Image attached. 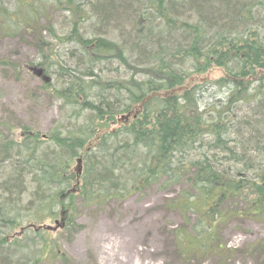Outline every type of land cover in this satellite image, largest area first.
Segmentation results:
<instances>
[{
    "label": "trees",
    "instance_id": "1",
    "mask_svg": "<svg viewBox=\"0 0 264 264\" xmlns=\"http://www.w3.org/2000/svg\"><path fill=\"white\" fill-rule=\"evenodd\" d=\"M10 1L16 5L14 12L0 0L1 35L36 36L48 62L44 51L50 42L43 37L48 30L52 38L74 46L71 55L81 64L74 70L59 66L69 73L61 87L51 88L63 103L68 122L64 130L56 127L44 138L24 128L18 140L0 141V166L6 168L0 183V232L21 226L26 212L32 213L35 223L53 217L56 207L59 215L65 211L64 230H70L79 207L125 200L154 185L179 184L183 191L178 211L195 212L197 221L192 232L178 236L190 243L179 252L188 258L213 253L220 261L227 260L230 249L220 244L218 227L240 216L264 220V36L240 28L251 8L232 0H206L230 14L228 23L208 36L201 25L179 22L174 0H145L146 7L135 17L139 34L126 47L114 39L81 34L85 0ZM256 4L264 13V0ZM49 8L70 13L71 28L60 35L63 38L51 24L38 29ZM178 30L190 36H181L180 41V36H173ZM133 53L142 65L131 61ZM114 61L132 75L103 76L101 65ZM10 65L0 57V66ZM214 69L223 76L213 84L229 91L226 104L209 117L199 105L201 88L187 85ZM244 104L253 105L257 124L240 119L235 110ZM123 116L129 117L119 122ZM250 150L261 159V169L253 177L248 175ZM78 159L83 160L80 177ZM28 192L30 203L22 207V195ZM237 205L239 210H225ZM38 239L0 236V247L51 245L46 237ZM249 250L263 255L257 264H264V241ZM61 258L70 264L66 255Z\"/></svg>",
    "mask_w": 264,
    "mask_h": 264
},
{
    "label": "rangeland",
    "instance_id": "2",
    "mask_svg": "<svg viewBox=\"0 0 264 264\" xmlns=\"http://www.w3.org/2000/svg\"><path fill=\"white\" fill-rule=\"evenodd\" d=\"M144 1L85 0L83 6L85 20L80 28L81 34L85 37L102 36L114 39L130 47L139 34L135 17H138L139 11L146 7ZM174 1L177 4L173 13L179 22L201 25L208 36L215 34L219 27L229 21V12L219 4L206 0H194L192 4H189L190 0ZM237 2L251 8L246 18L243 17L240 28L258 30L260 35L264 36L262 7L255 5L256 0H232V3ZM2 3L7 5L11 12L15 11L16 5L12 1L2 0ZM197 9L202 12L198 14ZM99 12L102 15L100 20ZM38 22L39 31L51 24L61 38L63 36L60 35L67 34L71 28L69 12H58L50 8L43 11V18ZM173 36H180L181 41V36L190 34L178 30ZM43 37L50 42L49 48H46L48 51H44L49 58L48 62L44 60L43 51L40 52V43L36 36L0 34V57L11 63L8 67L0 66V141L4 138L18 140L24 128L45 136L56 127L64 130L68 126V122H65L66 114L62 110L63 103L54 97L51 88L61 87L69 73V70L61 71L59 66L74 70L80 67L81 63L71 55L74 50L72 44L52 38L48 30L44 31ZM130 56L133 63L143 64L137 53ZM36 67L45 70L43 77L49 78L52 85L50 88L48 86L45 88L43 78L35 74L33 69ZM101 70L107 79H126L132 75V72L116 61L102 64ZM222 76V71L214 69L203 76H198L187 85L188 89L193 86L201 88L198 96L199 105L209 117L226 104L229 90L213 84ZM238 109L235 111L240 119L247 118L257 124V117L252 112L253 105L244 104ZM244 136L247 138L246 133ZM240 137L235 138L237 143H240ZM249 155L251 164L248 163L250 164L249 168L247 167L248 175L253 177L261 169V159L254 151L249 152ZM242 164L246 165L243 162ZM236 169L246 170L243 166H237ZM4 170L6 168L0 166V183L5 179L2 175ZM182 191L183 186L179 184L154 185L143 193L133 194L125 200H111L90 209L79 207L78 215L74 219L75 225L73 224L70 230H59L46 236L47 239L53 240V250L59 252L58 258L54 260L46 258L40 245L28 248L23 244L22 248L18 249L8 244L0 247V264H65L61 258L62 254L70 258V264H116V256L120 257L118 242L121 234L126 232L139 238L138 250L143 248L150 250L148 256L152 264H257L263 260V255L250 251L249 247L264 241V220L244 216L229 218L218 227L217 237L220 244L230 249L227 260L220 261L213 253L196 258L184 257L179 250L187 248L190 243L188 239H183L184 237L178 239V236L181 233L192 232L197 221L195 212L185 215L184 211H178ZM22 197L20 205L27 207L31 194L28 192ZM227 208L239 210L238 205L226 206L225 210ZM55 212L57 216H46L34 224L54 226V220L60 218L59 207ZM23 215L25 220L21 226L14 230L4 229L0 236L13 237L19 233L21 227L35 221L32 213L26 212ZM39 217L41 216L37 218ZM78 226H82L81 230ZM32 233L29 231L26 237L31 238ZM152 237L154 240L149 241Z\"/></svg>",
    "mask_w": 264,
    "mask_h": 264
},
{
    "label": "bare ground",
    "instance_id": "3",
    "mask_svg": "<svg viewBox=\"0 0 264 264\" xmlns=\"http://www.w3.org/2000/svg\"><path fill=\"white\" fill-rule=\"evenodd\" d=\"M154 240L150 238L149 241ZM139 238L131 235L129 232L121 234L120 241L118 242V253L120 257L116 256V264H152L150 250L143 248L137 249Z\"/></svg>",
    "mask_w": 264,
    "mask_h": 264
},
{
    "label": "flooded vegetation",
    "instance_id": "4",
    "mask_svg": "<svg viewBox=\"0 0 264 264\" xmlns=\"http://www.w3.org/2000/svg\"><path fill=\"white\" fill-rule=\"evenodd\" d=\"M29 230H33L34 233H36L37 235H39V238L42 237V234L41 233H42V231H44V229H40V228L39 229H34L33 227L32 228H30V227H24V228L21 229V235L22 236L23 235H26V232L29 231ZM45 257L46 258L49 257V258L53 259V255L50 256V254H46Z\"/></svg>",
    "mask_w": 264,
    "mask_h": 264
},
{
    "label": "water",
    "instance_id": "5",
    "mask_svg": "<svg viewBox=\"0 0 264 264\" xmlns=\"http://www.w3.org/2000/svg\"><path fill=\"white\" fill-rule=\"evenodd\" d=\"M34 72L36 73V75L38 76V77H40L41 75H42V71H35L34 70ZM49 80L48 79H46V82H48ZM125 118V117H124ZM78 173L79 174H81L82 173V160L81 159H79L78 160ZM56 225L58 226L59 225V222L57 221L56 222ZM64 225H61V227H63ZM47 230H52V227H47L46 228ZM55 230V229H54Z\"/></svg>",
    "mask_w": 264,
    "mask_h": 264
}]
</instances>
